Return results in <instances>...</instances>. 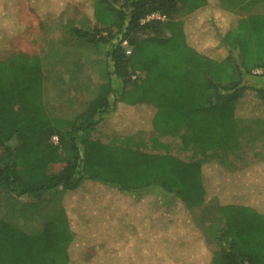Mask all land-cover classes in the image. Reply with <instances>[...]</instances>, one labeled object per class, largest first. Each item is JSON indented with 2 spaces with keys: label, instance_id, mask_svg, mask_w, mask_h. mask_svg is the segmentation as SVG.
I'll use <instances>...</instances> for the list:
<instances>
[{
  "label": "trees",
  "instance_id": "trees-1",
  "mask_svg": "<svg viewBox=\"0 0 264 264\" xmlns=\"http://www.w3.org/2000/svg\"><path fill=\"white\" fill-rule=\"evenodd\" d=\"M21 1L63 10L0 0V46L22 30ZM84 1L94 28L71 31L102 49L106 72L76 116L50 115L39 55L0 58V188L61 193L37 233L0 217V264H264V158L227 166L240 122L264 125V13L216 8L229 0ZM211 198L224 220L216 249L192 215Z\"/></svg>",
  "mask_w": 264,
  "mask_h": 264
},
{
  "label": "rangeland",
  "instance_id": "rangeland-1",
  "mask_svg": "<svg viewBox=\"0 0 264 264\" xmlns=\"http://www.w3.org/2000/svg\"><path fill=\"white\" fill-rule=\"evenodd\" d=\"M236 2L229 0L215 5L217 9L227 10L234 17L264 13L263 0H247L240 5ZM60 3L63 9L60 16L51 18L46 14L38 15L27 2L21 1L14 13V20L22 26V30L19 35L0 46V58L18 51L39 55L46 75L44 100L47 110L54 118H72L85 108L94 88L105 80V55L101 48L83 41L71 31L72 28L93 30L94 21L89 20L91 12L84 10L89 2L61 0ZM179 18L192 20V15L187 8H183ZM190 37L193 41L199 39L197 34ZM258 83L264 87V82ZM120 86L116 84V88ZM239 127L241 133L236 142L237 148L227 164L231 170L264 158V125L248 119L240 122ZM92 137L109 140L107 134L97 130ZM64 165L63 162L53 164L51 171H58ZM60 200V189L33 198L28 195L18 196L0 188V217L26 232L37 233L49 217L57 212ZM192 215L208 246L216 249L215 236L224 226V220L219 214L218 199L211 198L205 205L193 208ZM79 253L84 256L86 251Z\"/></svg>",
  "mask_w": 264,
  "mask_h": 264
},
{
  "label": "built area",
  "instance_id": "built-area-1",
  "mask_svg": "<svg viewBox=\"0 0 264 264\" xmlns=\"http://www.w3.org/2000/svg\"><path fill=\"white\" fill-rule=\"evenodd\" d=\"M161 19V20H164L165 19V17L164 16H162V15H160L159 13H152L151 15H149L147 18H146V20H149V19ZM127 53H130V49L127 51ZM52 141L54 142V143H58V137L57 136H53L52 137Z\"/></svg>",
  "mask_w": 264,
  "mask_h": 264
}]
</instances>
